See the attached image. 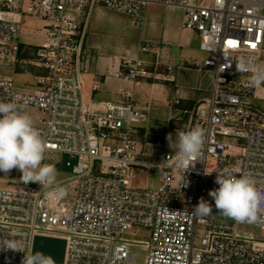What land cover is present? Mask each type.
Here are the masks:
<instances>
[{"label": "built area", "instance_id": "2783aa9c", "mask_svg": "<svg viewBox=\"0 0 264 264\" xmlns=\"http://www.w3.org/2000/svg\"><path fill=\"white\" fill-rule=\"evenodd\" d=\"M151 3L185 10L184 26L199 33L200 49L210 55L203 62L213 73L210 94L184 112L182 131L205 132L199 158L186 173L175 168V152L150 158L139 146L137 123L147 115L131 92L121 90L118 101L102 103L101 112L82 98V55L94 9L106 7L141 24ZM26 13L43 22L45 39L31 62L45 73L35 76L36 90L0 78V102L40 110L41 124L34 126L46 144L42 164L57 168L63 156L74 162L67 163L71 176L51 187L21 178L17 189L0 188V264H22L37 235L67 240L64 264H264V213L252 224L262 232L254 237L237 230L248 223L213 221L194 209L201 198L215 206L209 192L225 170L251 177L264 191V106L252 101L264 102V84L253 85L252 73L236 71L241 58L259 65L264 60V0H0V65L23 61ZM140 49L153 51L147 43ZM152 65L154 71L138 57H124L121 69L110 74L138 83L159 77L163 61L156 58ZM138 168L157 171L159 187L133 186ZM56 186L67 195L52 202L47 193ZM135 226L150 230L143 262L131 251L138 243L126 236ZM10 242L23 252L8 249Z\"/></svg>", "mask_w": 264, "mask_h": 264}, {"label": "crops", "instance_id": "0c3cea01", "mask_svg": "<svg viewBox=\"0 0 264 264\" xmlns=\"http://www.w3.org/2000/svg\"><path fill=\"white\" fill-rule=\"evenodd\" d=\"M185 10L178 6L151 3L143 10V21L137 24L126 14L96 7L89 19L87 37L82 55L84 86L82 98L94 111H102V103L118 101L121 90L131 92L137 107L147 118L137 123L136 138L139 146L155 158V154L175 152L167 137L177 140L184 127V112L199 99L209 96L213 73L203 67L209 54L200 49L198 32L184 26ZM35 45L22 41L23 61L9 65L8 78L21 88L36 90V75L43 68L33 64ZM142 43L150 44L153 51L143 52ZM138 57L147 62L151 71L156 58L163 61L159 77L141 78L137 83L116 78L110 72L121 69L122 58ZM172 66L168 71L167 66ZM171 76V80L166 77ZM179 99L180 103L173 101ZM40 125L42 113L36 107L17 104ZM59 170V167H57Z\"/></svg>", "mask_w": 264, "mask_h": 264}, {"label": "clouds", "instance_id": "9594fccd", "mask_svg": "<svg viewBox=\"0 0 264 264\" xmlns=\"http://www.w3.org/2000/svg\"><path fill=\"white\" fill-rule=\"evenodd\" d=\"M236 71L252 73L253 85L264 83V66L252 59L241 58L236 63ZM167 139L170 148L175 150V168L178 172L186 173L199 158L205 143L204 130L194 127L188 131H179L175 142L171 134ZM45 151V141L34 126L33 118L26 111L18 109L14 102H0V172L8 174L18 169L25 183H38L45 187L56 185L58 171L55 164H42ZM215 182L219 187L211 190L209 196L213 198L217 212L237 223L259 222L260 213H264V191L256 187L251 177L241 175L237 178L225 170L217 174ZM47 195L52 202H58L67 195V189L56 186ZM194 209L199 216L213 212L212 205L203 198ZM7 247L23 252L17 242L8 243ZM22 264H53V261L42 252L33 254L31 251L24 256Z\"/></svg>", "mask_w": 264, "mask_h": 264}, {"label": "rangeland", "instance_id": "374dc122", "mask_svg": "<svg viewBox=\"0 0 264 264\" xmlns=\"http://www.w3.org/2000/svg\"><path fill=\"white\" fill-rule=\"evenodd\" d=\"M43 22L39 18H35L31 14H25L22 29H21V41L35 45L37 41L45 37V31L42 26ZM210 57V55H209ZM261 66H264V60L260 63ZM10 66L7 64L0 65V78H8V71ZM12 80V79H11ZM13 81V80H12ZM14 82V81H13ZM264 84V83H262ZM254 103L264 106V102L254 101ZM68 162L73 163L72 159H69L68 156H63V161L59 165L57 180L65 179L71 176V170L68 166ZM215 165L214 161L209 162V167L213 168ZM22 173L18 169L11 170L8 174L0 172V188H9L17 189L21 181ZM68 185V192L70 194L69 201L72 200L74 191L72 193L73 185L69 181L66 182ZM131 183L133 186L148 190H154L159 187L160 175L157 171L146 170L144 168H138L134 171L131 177ZM73 194V195H72ZM213 212L209 215H206L209 219L213 221L223 222V223H235L236 221L232 218L226 217L220 212H217L215 206L212 205ZM237 230L240 234L252 235L254 237H261L262 232L259 228L255 227L252 224H238ZM126 236L133 242L138 243L132 247V252L136 256L138 262H143L145 260L146 249L145 243L151 241L150 230L143 226H135L131 230H128ZM142 243V244H140Z\"/></svg>", "mask_w": 264, "mask_h": 264}, {"label": "water", "instance_id": "95a60500", "mask_svg": "<svg viewBox=\"0 0 264 264\" xmlns=\"http://www.w3.org/2000/svg\"><path fill=\"white\" fill-rule=\"evenodd\" d=\"M67 240L62 237L37 235L34 239L32 252H42L53 261V264H64Z\"/></svg>", "mask_w": 264, "mask_h": 264}, {"label": "snow or ice", "instance_id": "6c2138e0", "mask_svg": "<svg viewBox=\"0 0 264 264\" xmlns=\"http://www.w3.org/2000/svg\"><path fill=\"white\" fill-rule=\"evenodd\" d=\"M229 44H232L233 46H235V44H234V42H232V41H229L228 42ZM255 45H253V47H254Z\"/></svg>", "mask_w": 264, "mask_h": 264}]
</instances>
